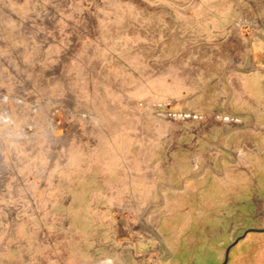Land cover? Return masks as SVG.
Here are the masks:
<instances>
[{
	"label": "rangeland",
	"instance_id": "1",
	"mask_svg": "<svg viewBox=\"0 0 264 264\" xmlns=\"http://www.w3.org/2000/svg\"><path fill=\"white\" fill-rule=\"evenodd\" d=\"M248 229L264 0H0V264H221Z\"/></svg>",
	"mask_w": 264,
	"mask_h": 264
},
{
	"label": "water",
	"instance_id": "2",
	"mask_svg": "<svg viewBox=\"0 0 264 264\" xmlns=\"http://www.w3.org/2000/svg\"><path fill=\"white\" fill-rule=\"evenodd\" d=\"M264 229H248L246 232H244L241 236H239L238 238H236L227 248H226V251H225V254H224V259H223V262L221 264H225L226 261H227V255H228V252L229 250L231 249V247L237 243V241L239 239H241L242 237H244V235L247 233V232H259V231H262Z\"/></svg>",
	"mask_w": 264,
	"mask_h": 264
}]
</instances>
